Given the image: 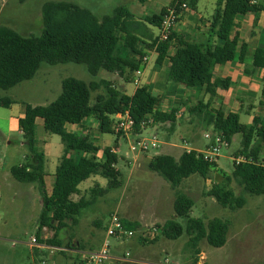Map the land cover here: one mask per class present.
Returning <instances> with one entry per match:
<instances>
[{"label": "trees", "instance_id": "1", "mask_svg": "<svg viewBox=\"0 0 264 264\" xmlns=\"http://www.w3.org/2000/svg\"><path fill=\"white\" fill-rule=\"evenodd\" d=\"M23 1V0H22ZM144 2V0H140ZM175 0H172L171 6ZM195 1L190 0L193 9ZM166 12L142 18L137 17L128 7L118 6L111 15L98 17L90 9L67 1H49L42 7L43 28L40 36H23L15 29L0 24V90L7 91L16 85L32 80L43 63L84 64L94 81L87 83L77 78H66L62 82L59 97L47 106L25 105L24 116L18 127L26 141L29 154L22 165L11 168L16 180L35 184L41 193L42 211L40 229L54 230L50 240L37 235L39 242L62 247L59 240L62 229L78 225V217L83 209L94 204L98 197L122 186V173L116 167L117 153L112 148L103 150L102 158L97 154L100 148L89 135L69 132L67 125H80L86 119H94L101 133H115L118 114L129 112L135 122L134 132L141 134L150 126L169 123L173 131L177 123L179 108L168 112L161 109L162 97L154 94L150 87H138L133 95L118 89L108 80H97L101 71L118 74L131 82L137 70L144 69L145 49L141 45L156 48V65L169 63L168 85H183L188 89L205 90L213 98L216 88L227 89L229 80H212L216 67L239 60L246 63L248 44L243 42L240 50V34L236 31V20L248 13L258 16L264 12V0H218L215 15L211 20L206 42H194L172 32L170 39L161 41L153 28H159ZM175 42V43H174ZM251 66L264 70V47H257L251 59ZM104 88V92L92 99L94 91ZM264 99V86L262 90ZM14 101L0 95V107L9 108ZM188 112L202 117L205 126L212 125L214 132L220 133L228 142L234 136L242 138L241 148L235 158L243 156L245 162L236 164L231 175L219 169L216 162L204 159L201 152L184 151L177 159L171 155H157L148 167L163 177L176 190L174 211L176 217L186 220L183 225L175 219L167 220L160 235L169 240H177L184 233L189 235L188 247L193 257L201 254L200 242L206 240L215 248L225 245L229 222L214 218L205 222L192 218L194 201L177 191L182 182L194 174L204 179L217 172L224 184H215L207 194L224 208L241 209L246 203L245 194L264 195V120L255 116L251 124L240 121L237 113H225L221 107L213 108L209 102L197 100L190 103ZM185 107V104H183ZM43 119L44 130L58 135L64 145V153L55 171V182L50 194L46 190V156L38 147L37 119ZM150 123L144 128L142 124ZM92 175L107 179V187L99 185L91 190L90 199L81 197L79 185ZM232 180L242 187L243 194L237 195L228 184ZM123 220V219H122ZM124 225L138 231L139 224L123 220ZM143 239L144 243L154 242ZM151 242V243H152ZM72 249V245H68ZM62 253H65L64 251ZM76 261V259L74 260ZM77 262V261H76Z\"/></svg>", "mask_w": 264, "mask_h": 264}, {"label": "rangeland", "instance_id": "2", "mask_svg": "<svg viewBox=\"0 0 264 264\" xmlns=\"http://www.w3.org/2000/svg\"><path fill=\"white\" fill-rule=\"evenodd\" d=\"M49 1L76 3L90 9L100 18L111 15L118 6H126L137 15L144 12L153 15L167 10L172 3V0H144V2L140 0H0V24L15 29L23 36H40L43 28L42 7ZM217 1L198 0L196 18L204 16L205 19L212 20L217 9ZM155 32L158 34L157 29ZM145 53L150 55L151 48L148 47ZM147 71H150V67ZM71 77L87 83L96 80L84 64L43 63L32 80L7 91L0 90L1 96L10 97L14 101L9 108L0 107V264H42V261H47L48 264H70V256L73 257L76 253L71 252L68 245L78 250L76 243L79 242L81 250L97 249L100 239L106 236L110 215L114 212H118L126 223L138 222L139 228L133 239L124 242L110 239L111 256L123 257L127 252L130 255L126 261H113V264H264V195L245 194L247 203L243 208L236 210L224 208L215 198L207 194L215 184H224L223 177L217 172H214L209 179L194 174L185 179L177 191L194 201L192 218H201L205 222L221 218L229 222L224 246L215 248L206 240H202L199 245L201 254L195 259L193 250L188 247L189 235L186 233L177 240L166 239L160 234L156 241H151L152 243H144L142 240L141 232L146 227L162 226L170 219L186 224L185 219L175 215L176 190H173L163 177L149 169L148 164L151 159L157 155H172L179 158L185 150L203 152L212 145V140L205 138V135H214V127L205 126L202 117L188 112L187 108L191 107L192 101L187 97L180 101L175 99L165 102L166 111L179 108L178 124L173 131L169 123L155 125L156 129L148 128L144 137L156 134L161 142L159 149L149 152L133 153L131 151L133 139L119 138L115 133L101 134L98 124L93 120L88 121L85 130L92 137V141L97 145H111L116 149L117 168L122 173L123 184L120 188L98 197L94 204L83 209L78 217V225L73 226L69 222V226L62 229L59 240L62 247L67 249L65 253L57 251L51 254L47 248L43 258L35 262L33 251L38 249L30 245L31 238L40 235L42 239L50 240L54 230L47 228V231L43 232V229H40L42 197L37 186L19 182L11 173V168L22 165L29 154L22 133L11 127L12 119L18 112L24 110L27 104L47 106L55 101L62 92L63 80ZM101 78L110 80L118 89L123 90L125 85L129 92L135 89L133 83L118 74L101 71L98 79ZM104 91L103 87L94 91L92 99L95 100L96 96ZM255 107L254 112L260 113L258 102ZM240 117L242 123L250 122L247 114L242 112ZM40 124L37 127L39 149L42 140L46 139L54 145V149H60L63 155L64 145L61 138L47 133L43 123ZM241 141L240 135L234 136L230 146L221 150L216 161L219 169L229 175L233 172L235 153L240 150ZM260 159H264V152ZM50 168L51 165L48 163L47 171H50ZM96 181L104 188L107 187V179L92 176L79 185L81 193L77 197L73 196V200L74 198L79 200L82 195L90 199ZM227 186L237 195L243 194L242 187L235 180Z\"/></svg>", "mask_w": 264, "mask_h": 264}, {"label": "crops", "instance_id": "3", "mask_svg": "<svg viewBox=\"0 0 264 264\" xmlns=\"http://www.w3.org/2000/svg\"><path fill=\"white\" fill-rule=\"evenodd\" d=\"M194 1H195L194 8L182 14L180 21L175 27L174 31L177 33V35L184 36L188 40H191L194 42H206L208 38V34H209L210 25H211V19L210 18L205 19L204 16H199L198 18H196L195 11L197 8L198 0H194ZM252 1L255 3L257 2L255 0H252ZM155 14H160V13H155ZM135 15L139 18L150 16L149 14H145V12L141 15H137V14ZM155 29L158 30V28H153L154 32H155ZM247 30L249 31V33H247ZM236 31L239 32L240 34L238 50H240L243 42L248 44V53H247L246 63L245 65L241 64L239 60L236 59L232 62H227L224 65L218 66L214 69L213 75H212L213 81L215 80L225 81L228 79L230 82V85L227 89H223L222 87L216 88L215 97L210 98V96L206 94L204 89L195 91V90H190L183 85H168L167 76H168V70H169V63H165L163 66H157L156 65L157 53L155 51V48L153 47H150L152 53L150 55H146L149 57V63L144 69L143 74L139 77L140 84L139 85L135 84L134 81H135L136 75L134 74L130 82L135 85L134 91L129 92L127 90V85H125V87L123 88V91H125L128 95H133V93L138 87L145 86V85L149 86L151 91L154 94L162 97L161 109L164 112H168L165 109V106L167 105L165 104L166 101L170 102L175 99H178L180 101L183 98L187 97L192 102L196 100H202L204 102H209L213 108L221 107L222 110L225 111V113H237L240 115V113L243 112L247 114L250 118V122L248 124L252 123L253 118L255 116H260L264 120V99L262 97V90L264 86V70L258 67H253L251 66V64H248L251 62L255 49L260 46L264 47V12H261L258 16H256L253 13H248L244 16L239 17L236 20ZM158 33H159V30H158ZM155 34L156 36L158 35L156 32ZM140 47L144 48L145 51H147L148 49V47L145 45H141ZM151 63L152 65L150 66ZM149 67H150V71L148 72L147 69ZM108 74H111V73H108ZM101 79L107 80L105 78H101ZM101 79H98V80H101ZM257 102L259 103V106L261 109L260 113L259 111L258 113L254 112V109H256L255 104ZM24 112H25V106H24V110L18 112L15 115V117H13L12 119L13 124L11 127L12 128L15 127L20 133L21 131L18 127V121L20 118L24 116ZM89 120L95 121L94 119L90 118V119L84 120L82 124L80 125H70L69 124L66 126V128L69 132H76L79 134L88 135L85 129H86V125ZM240 121H241V117H240ZM40 123H43V127H44L43 119L39 118L37 119V127L41 125ZM148 128L156 129V126L155 127L150 126ZM148 128L142 131L141 134L143 136H144L145 131ZM101 134H104V133H101ZM118 137L119 138L123 137L129 140V138H127L124 135H120V136L118 135ZM90 138L91 140H93L92 137ZM185 143L187 142L185 141ZM53 146L54 145L49 143L48 140L44 139L42 140L41 147H40L41 148L40 150L44 152L46 156L45 169H46L47 175L45 177V183H46V190L48 194L52 192L54 182H55V171L62 157L61 150L54 149ZM97 146L100 148V151L97 154L99 158H102L103 150L106 147L112 148L114 152L116 151V149H114V147H112L111 145H102V146L97 145ZM185 151H188V150H185ZM174 157L177 158L176 156ZM48 163H50L51 165L50 171H47ZM92 176H99V175H92ZM96 184H98L97 181L95 183V186ZM98 185L104 188V186H102L101 184H98ZM79 193H81L80 190H79ZM73 196L77 197L78 194H75ZM81 197H83V195ZM74 201H78V199L74 198ZM41 204H42V199H41ZM133 223H138V222H133ZM44 231H47V228H43V232ZM102 240L103 239H100V243L96 246V248L100 246ZM76 245L78 247V250L84 251V250H81L82 248L79 242H77ZM76 251L77 250L74 249L75 253ZM43 253H45V250H34L33 251L34 261L38 262L40 258H43ZM73 256H75V258L73 257L75 260L77 257V254H73ZM70 257L72 258V256Z\"/></svg>", "mask_w": 264, "mask_h": 264}, {"label": "built area", "instance_id": "4", "mask_svg": "<svg viewBox=\"0 0 264 264\" xmlns=\"http://www.w3.org/2000/svg\"><path fill=\"white\" fill-rule=\"evenodd\" d=\"M190 10H192V8L190 7V0H175L174 4L167 8L162 18L161 25L158 28L159 33L157 36L160 38L161 41H167L170 39V36L177 24L179 23L182 14ZM148 63L149 57L145 56L143 58L144 69L146 68ZM144 69H140L135 72L136 78L134 82L136 85L140 84L139 77L143 74ZM115 119L116 131L122 133V135L126 136L127 138L134 140L131 146V151L133 153H144L160 148L161 142L159 141L156 134H151L150 137H144L142 134H137L134 132L135 122L129 112H126L124 114H118L115 116ZM149 123L150 121L143 123L142 127L144 128V126L148 125ZM205 138L212 140V145L208 146L207 149L201 153L204 155L205 160L210 162H216L221 150L224 147H229L230 144L220 133L217 132H215L214 135L206 134ZM245 161L246 158L243 156L234 158V162L236 164ZM160 232L161 229L158 226L152 225L146 227L141 232V237L148 241L154 240L158 236V234H160ZM136 233L137 232L127 228L124 225L123 220L118 214V212H114L110 215V223L106 229V236L103 239L100 247L95 250L89 251L77 250V262L74 261L73 256V259L71 258V264H113V261H126L127 257L130 256L128 252L123 257L111 256L110 239L113 238L124 242L126 240L133 239ZM30 245L38 250H46L48 248L51 254L56 253L57 251H67V249H64L63 247L61 248L57 246H48L46 244H42L39 242L37 236L31 238ZM70 251L74 253V249H70ZM42 264H48V262L42 261Z\"/></svg>", "mask_w": 264, "mask_h": 264}]
</instances>
